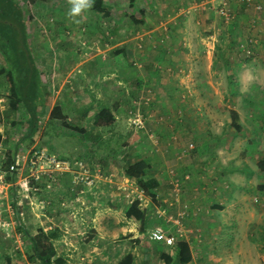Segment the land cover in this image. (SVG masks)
I'll return each instance as SVG.
<instances>
[{"label": "rangeland", "instance_id": "rangeland-1", "mask_svg": "<svg viewBox=\"0 0 264 264\" xmlns=\"http://www.w3.org/2000/svg\"><path fill=\"white\" fill-rule=\"evenodd\" d=\"M82 1L54 0L32 6L26 0H18L28 19L30 56L39 65H36L37 69L41 68L40 80L47 91L41 99L44 105L42 101L38 104L39 128L32 137L25 138L28 127L27 113L22 109L12 110L9 107V100L4 96L9 91L2 80L3 76L0 75V133L5 137L2 153L20 145L19 151L24 157L16 182L14 185L8 182L9 189L12 186L19 189L16 197L18 206L23 205L19 215L22 227L33 234L36 233L37 227L51 229L59 226L73 229V233H76L74 237L77 238L73 239V244L93 247L99 244V237L94 236L93 232L94 222L90 221L89 224L85 221L78 222L77 219L79 216L85 219V214H95L99 210L104 213L111 211L115 215L117 233L108 240L118 247L115 258L121 261L126 254L125 248H122L127 238L124 234L129 235V231H133L140 236L142 229L148 230L147 226L142 228L143 223L125 218L126 210L134 201H140L144 209L157 205V209L154 208L151 214V231L162 227L172 234L174 225L176 229L180 225L174 222V218L169 219V216L163 222L158 212L161 205L142 190L137 180L123 175L121 169L127 162L144 157L146 151H156L155 156H158L157 151H170V158H166L167 164H162L160 158L157 160L151 157V160L155 162H152L154 165L160 162L159 166L164 168V171L161 169L159 173H162L163 179L165 177L166 181H171L167 187V195L174 198L171 176L181 173L177 160H189L186 166L189 163L192 166L188 174L190 181L195 180L201 184L207 177L220 176L218 172L212 171H215L213 166L217 169L218 165L220 168L222 159L233 161L235 165L244 159L257 171L252 177L243 179L230 176V181L248 185L245 192L239 193V205L236 203L237 192L233 199L230 198L235 203L233 211H236L233 216L236 227L229 229L234 234L221 238L204 235L203 249L208 251L204 252L203 257L195 264H217L215 261L222 264H264V201L260 202V198L264 197V171H259L256 166L258 162L264 161V0H149L146 5L151 3L153 11H149L151 8L148 10V25L137 29L128 22L129 15L119 11L120 5L126 4L127 0H111V4L115 7L117 4L119 7L113 8L112 16L102 19L101 22L97 21L87 7L80 4ZM47 23H54L55 29L57 23L58 29H62L60 34L67 39L71 38L70 45H61L55 40L58 39L56 36L54 41ZM96 25L102 27V31L120 30L118 36L116 34L104 41L107 48L115 49L116 45L126 42L131 44L133 37H147L140 49L137 44L141 40L132 41L135 47V64L132 66L140 70L143 69L144 63L154 64L158 73L151 75L149 71V82L142 85L137 101L119 108L118 120L110 127H95L92 109L88 110L81 105L83 111L87 110L90 114L87 119L80 118L76 110H69V103H64L66 111L72 115L68 121L84 128L83 135L64 128L59 120H49L50 105L55 101L56 92L53 91L55 89L48 88L49 81L53 84L55 74L76 76L86 72V68H83L85 63L77 67L75 64L68 69L73 61L71 58L62 59L61 55L64 53L72 58L78 57V62L96 57L94 53H104L101 48L99 52V42L90 36V29ZM115 25L119 28L115 29ZM68 28L72 30H68L70 36L66 33ZM163 50L167 51L165 59L161 54ZM143 54L144 59L140 60ZM52 56L56 57L53 62L50 60ZM61 62L64 65L63 70L59 68ZM5 63L6 60L0 51V68ZM52 63L58 67L56 71L51 70ZM122 67H126V64L123 63ZM72 85L77 88L78 80ZM111 85L105 87L110 88ZM62 86L70 87L59 84L56 89L59 90ZM99 89L103 92L102 87ZM83 99L87 97L84 96ZM230 110L239 113L240 123L243 125L241 133H236L230 128L233 132L230 134L227 128L231 121ZM134 118L142 121V130L130 125ZM134 134L139 135V140L124 146L125 140ZM202 145H206V148L203 149ZM190 147L200 149L199 156L194 158L190 154ZM39 148H44L50 155L69 162L68 172L75 171L78 175L81 169L76 167L79 163L83 164L90 171L95 183H81L80 186L70 183L69 178H64L62 183L52 182V188H45L44 192L38 194L36 185H28V157ZM218 151H224L219 154L221 157ZM201 154L204 157H201ZM3 157L4 154H0V164ZM205 163L212 164V169ZM150 175L159 178L156 172L151 171ZM169 177L170 180H167ZM145 181L152 184L149 178ZM102 185L106 186L102 188ZM260 185L262 189L257 188ZM149 187H153L152 190L159 195L160 189L156 190L153 185ZM202 187H197V190L191 193L189 188H182V197L185 200L186 197L199 199L203 196ZM3 203V213L14 220L16 235L2 239L4 241L0 243V264H8V255L12 257V264H28L27 253L30 251V244L25 239L24 232L19 230L15 219L18 209L12 205L11 190ZM99 204L102 205L101 209ZM241 205L244 206L245 212V224L244 220L240 219L242 225L238 220L240 214L237 212ZM201 206L203 205L199 204L196 207ZM62 216L68 219H63ZM243 224L245 228L242 227ZM148 236L146 234L143 239L137 238L138 249L141 246L138 245L140 241H145ZM62 240L63 237L58 244L65 245ZM194 254L202 255L200 249H196ZM154 262L163 264L159 259L150 264Z\"/></svg>", "mask_w": 264, "mask_h": 264}, {"label": "trees", "instance_id": "trees-1", "mask_svg": "<svg viewBox=\"0 0 264 264\" xmlns=\"http://www.w3.org/2000/svg\"><path fill=\"white\" fill-rule=\"evenodd\" d=\"M26 1L28 2L29 5L35 6V5H38L39 3H50V2H53L54 0H26ZM148 2L150 1L149 0H127L126 4L125 3L121 4L119 11H121L123 14L129 15L128 22L132 24L135 29L142 27V26H147L149 22L148 14H147L148 10L151 8L149 11L150 12L153 11V5L151 6V3H149L148 6L146 5V3ZM80 4L87 7L88 10L92 12V14L98 19L97 21L99 22H101L102 19L110 18L112 16V10H113L114 5L111 4V0H83ZM47 25H48V29L51 32L50 36L52 37L53 40H54V37L56 36V38L58 37V39H55V40H58V42H60L61 45H67V46L70 45L71 38L67 39L64 36H62V34H60L62 29H58L57 23L55 24L56 29L54 28V23L53 24L47 23ZM97 28H98V32L96 31L97 33L94 35V37L99 42L100 46H104L105 44L104 41L106 40L108 41L109 38L116 35L115 30L110 32L104 29L103 27L104 29L103 30L104 32H103L101 29L102 27L99 26ZM63 30H66V29H63ZM68 30L70 32H72V30L69 28L66 30V33L69 34L70 36V32ZM92 30L90 29L89 32H92ZM98 33L100 34L99 37L97 36ZM157 34L159 35V32H157ZM101 35L105 39H102ZM60 38H62V40ZM143 39H141L140 43H138L139 49L144 44ZM30 43L31 41L29 39V34H28V19L26 18L25 10L23 6L18 2V0H0V51L2 52L6 60V63L3 64L2 67L0 68V75L3 76L2 80L5 82V86L7 87L9 91L7 95L6 94L4 95L5 99L9 100V103H8L9 107L12 110L22 109L27 113L28 127H27V131L25 134V138L32 137L37 132L39 128L38 111L40 109V105L38 104L42 101V105H44L43 100L41 99H43L44 96L47 94V91L45 90V87L42 85V81L40 80V76H39L41 68L37 69V66L39 67V65L36 64L32 60V57L30 56V51H29ZM99 45H97V47ZM126 49H127V43H124V44L119 45L116 48V51L114 53L123 54L126 52ZM69 53L73 54L74 52L69 51ZM102 54H99L100 55L99 57H102ZM161 54L163 55V59H165L164 57H166L167 51L163 50V53ZM97 59L99 58L97 57ZM99 60L102 61V59H99ZM108 62H110L108 59L106 60V62L102 61V63H99L100 65L98 67L105 70L106 68L110 67ZM134 64L135 62L132 60V62H130V65L132 68H134L132 66ZM141 71H143L141 73H144V71H150L151 75L154 72L158 73L157 67L154 66V64L146 65V63H144L143 69ZM149 76L150 75L145 76L144 80H142V78H139V82L140 83L143 82L142 85H145L147 82H149ZM97 81L98 80H96V82ZM97 83L99 84V82ZM134 84L137 85L135 80H134ZM142 85L140 84L139 88H142ZM88 89L89 91L92 90L90 88ZM136 101L137 100L135 99L129 102V105ZM59 102L56 103L51 108V111L49 113V120H59L61 121V124L64 128L71 130V131H77L84 135L85 129L82 127H78L72 121H68V119L71 120L70 116L72 118V115L69 113V111H66L67 108L65 107V105H63L64 103L59 104ZM72 103L73 102L71 103L69 102L70 104L69 110L70 109L76 110L78 112L77 115L79 117V113L82 109V106L85 104L82 101H80L79 103L75 102L76 103L75 105H72ZM87 109L88 110L92 109L93 114L95 115L94 121H93L95 127L105 128V127H110L116 123V119L113 115L114 108L112 109L111 105H107L106 98H104L103 100H101L100 98H92V100L90 101L89 107H87ZM87 112H88L87 115H89L90 114L89 111ZM230 117H231L230 126L227 125V128L229 129L230 134L233 133L231 132L230 128H232L236 133H241L243 129V125L242 123H240L239 113L235 110H230ZM134 119L133 121H131L132 123H130V125L131 126L134 125L138 129L142 130L144 128L143 127L144 125H142V121L140 120L141 123L139 124V123H135ZM83 124H84L83 127H85V123ZM139 138L140 137L138 134H134L133 136L125 140L124 146L133 144L134 142L139 140ZM4 143H5V137L0 133V148L3 146ZM19 146L20 145H16L12 148L4 150V153H3L4 157L0 164L1 170L5 172L6 181L13 185L16 182V177L18 176V172L21 169L20 167L21 161H22L21 158H23V153L19 151ZM202 147L203 149H205L206 145H202ZM39 149L46 150L44 148H39ZM189 150H190V154H192L194 158L195 156H199L200 154L199 151H201L197 147L196 148L190 147ZM201 157H204V156L201 154ZM205 162H207V160H205ZM205 165H207L208 168L210 167L212 169V164L205 163ZM76 168L79 169L78 166ZM213 168L215 169V171H212V173L218 172L220 176L218 177L217 175L216 176L213 175L215 176L213 180L211 176L209 178L207 177L204 181L206 180L208 181L207 183L203 184L204 186L202 187L201 191L202 192L205 191L208 198H212L215 200H218L219 197H223L224 195H227L230 198L233 197V195L236 193V189H234V187L232 186V183L234 182L230 181L229 177L227 176L226 178L224 177L225 171L222 168H218V165H217V169L215 166H213ZM260 168H261L260 170L264 171V161L260 162ZM121 170L124 176L130 179L137 180L140 183L142 190L148 196H150L153 200H155L157 203L159 202V199H157L158 193L154 189L152 190L153 187L151 188L148 186L149 184L148 181L147 182L145 181L150 177V172L152 171V167L149 161H147L146 159H138L134 162L129 161L124 165V167H122ZM249 172L253 173L252 171H249ZM187 175L184 174V176H180L178 174L177 175L175 174L171 176V179H173L172 185L174 186L173 188L174 202L172 203H178L177 201L183 199L182 197L183 180L190 179L189 178L190 175H188V177ZM53 176H54L53 180L44 178L39 181H31L28 183V185L29 186L31 184L36 185V188L39 189V190H36V191H39L38 194L44 192L45 188H52L51 186L52 182L62 183V180L64 178H69L70 183L72 182V184L74 185L80 184L81 186V183L77 181V178H76L77 175L75 171L62 172V173L55 172ZM73 178H76V179H73ZM211 181L215 183L213 185H208ZM170 183L171 181L169 182V184ZM257 188H259V186ZM9 190H11L12 205L14 208L18 209L17 214L15 213L16 214L15 219L18 223L19 230L24 232V237L25 239L28 240L29 242L28 244H30L29 245L30 251L27 253L28 263L29 264H66L67 263L66 257L58 255L56 247H55V241L59 240L62 236L61 230L57 227L47 229V231H45L43 228H39L37 233L35 234L31 233L28 230H25L24 226L22 227L23 223H22L21 217L19 216L20 210L21 208H23V205L21 207L18 206V199L16 197V192L17 191L19 192V189L18 187L12 186ZM140 204H141L140 201H134L131 204V206H129V208L126 210L125 216L127 219L134 220V221L145 224L146 209H141ZM218 206L219 205H217L214 208L215 211L222 209L220 207L218 208ZM195 212L199 213V209L196 210ZM183 217H186V215H184ZM205 217H208V216L205 215ZM205 217L203 218V220L205 219ZM184 219L185 218H183V220ZM204 227H205L204 225L199 227L202 230L198 232V235H197L198 240L200 239L202 240L203 236L207 235V233L203 231L205 230ZM173 228H174L173 229L174 232H172V234L165 231L169 235L177 234L176 241L173 244H167L164 241L152 240L150 239V236L146 240L160 242L164 244L165 246H170L175 249V256L167 260L166 264H188L193 259V255H192L193 253L191 250L190 243L185 241L183 237L178 236V232H177L175 225ZM142 232H143L142 234L146 233L145 229ZM11 237H8V238H11ZM4 238L8 239L3 234H0V243L5 240ZM201 245L202 246H200V248H196V249H200V251L202 250L203 252L208 251L207 249L205 250L203 249L205 248L204 241L201 243ZM6 258H7V263L12 264V257L8 255L6 256ZM132 261H133V256L127 255L120 264H131Z\"/></svg>", "mask_w": 264, "mask_h": 264}, {"label": "crops", "instance_id": "crops-1", "mask_svg": "<svg viewBox=\"0 0 264 264\" xmlns=\"http://www.w3.org/2000/svg\"><path fill=\"white\" fill-rule=\"evenodd\" d=\"M117 6L118 5L116 4V7ZM116 7L115 5L113 6V8H116ZM114 28L118 29L119 27L118 25H115ZM72 29H74V27ZM92 29L93 30L92 32H90L91 34L90 36L92 39H95L94 35L98 32L97 25H96V28L92 27ZM119 33H120V30H117L116 36H118ZM99 35L100 34L98 33L97 36L99 37ZM101 37L103 39L102 35ZM143 38L144 37H137L136 39L133 37L131 40L132 41L139 40V39L141 40ZM146 39L147 37H145V39L143 40H146ZM132 41H131V44L126 42L127 49H126V52L123 54L114 53L116 51L115 47H118L119 45H116L114 47L115 49H112L113 47L107 48V45L104 44V46L99 45V52H101L100 48L104 51V53L102 54V57H99L100 55L98 53H94V56L96 57L91 58L87 61L81 60L78 62V60H80L78 57L72 58L71 55H67L66 53H64V55H61L62 59H67V58L72 59L73 62L68 66V69L73 67L75 64H76L75 67H77L80 64L83 66V63H85L83 68H86L85 69L86 72L78 73L76 76H72L68 74L62 75V73L54 75L55 77L53 78V84L51 81H49L50 87L48 88L49 90H52L53 88L55 89L53 91L56 92L55 101L52 105H50L51 108L59 101H60V104L69 103V102L79 103L80 101H82L83 103L85 102L84 103L85 105H83L84 107H89V104L92 98H100L101 100L106 98L107 105H111L112 109L114 108L113 115L117 122L118 112H119L118 109L127 107V105H129V102L135 100L138 97V94H140L142 90V88H139V86L140 84L141 85L143 84V82L142 83L139 82V78H142V80H144V77L149 74V71H144L146 73H141L143 72L141 71L142 69L137 70L131 67L130 62H132V60L134 61L133 50L135 48L134 43ZM97 57L99 59H102L103 62H106V60L108 59L110 61L108 62L110 67L106 68L105 70L98 67L100 65L99 63H102V61L97 59ZM142 59H144V54L140 57V60ZM50 60L51 62H53L54 60H56V57L52 56L50 57ZM122 62L126 64V67H122L123 65ZM52 66L53 68L51 70L56 71L58 69L56 64L52 63ZM59 68L60 70H63L64 68L63 62L59 64ZM110 78H113V79H110ZM77 80H78L79 86L75 88V86L72 84H74ZM96 80L99 81V84L96 82ZM109 80H113V81L111 82ZM134 80L136 81L137 85L134 84ZM65 82H70V84L68 83L66 84ZM59 84L67 85V87L68 86L70 87L65 88L64 86H62L59 90H57L56 85L59 86ZM109 84L110 85L112 84L110 88L105 87L106 85H109ZM100 87L103 88V92H101V90L99 89ZM88 88L92 90L89 91ZM84 96L87 97V99L84 100L83 99ZM87 113H88L87 110L83 111V108H82L79 113L80 118L85 117L87 119L89 117ZM2 148L3 146L0 148V154H3L2 153L3 151H1ZM168 152L170 151H162V152L157 151L158 156H155L156 151H146V155H145L146 157L145 156L144 157L137 156V157L138 159H146L147 161H149L152 167V171L156 172L157 175L159 176V178L151 177V175L149 177L150 182L153 183L149 185H154V188H156V190L160 189L159 195H157V199H159V202L157 204L161 205L158 207V212L161 215L162 221H165L166 218L169 216L168 217L169 219H172V218L175 219L174 222L176 224L180 223V225H178L177 232L179 233L180 237H183L185 241L190 243L191 250L193 253L192 254L193 259L188 264H193V263L195 264L204 255V252L202 250H201L202 255L198 254L196 255L197 256L196 257L194 254L196 248H200V246H202L201 243L203 242L201 239L198 240L197 238L198 232L202 230L199 227L204 225L205 230L203 231H205L208 236L211 235L215 238H221L225 235H233L234 233H231L232 231L230 230L231 229L233 230L236 227V223L233 222L235 221L233 219V216L236 213L235 210L233 211V206L235 205V203L234 201L230 200L229 196L224 197L222 195L223 197H219L218 200L208 198L205 191L202 192L203 196L200 197L199 199H196V198L189 199V197L188 198L186 197V200H184L183 198L177 201L178 203H172L174 202L173 198L167 195V192H168L167 187L169 186V181H166L165 177L163 179L162 173H159V170L161 169L164 171V168L159 166L160 162L162 164H167L166 162L167 156L170 158V156L168 155ZM223 153L224 151H218V155L223 154ZM219 156L221 157V155ZM151 157L152 159L155 157L157 160L158 158H160L159 160L160 162L158 163V165L156 164L154 165L155 162L151 160ZM184 161L177 160V166L181 170V173L179 171L180 176H184V174L186 175L189 174V171L191 172V168H192L191 164L189 163V165L186 166V163L189 162V160H184ZM221 164L222 165L220 166V168H222L225 171L224 173L225 178L226 176L229 178L230 176H232L234 178L237 177L238 179H243V177L244 178L252 177V175H254L257 171V170L254 171L255 169L250 167V164L247 163L244 159H241L238 165H235L233 161H227V159L226 160L222 159ZM256 166L259 168V171H260L261 169L260 162H258ZM249 171H252L253 173H250ZM211 178L213 180L215 176L212 175ZM167 180H170V177ZM207 181L208 180L201 181V184H198V182L195 180L190 181V179L188 180L185 179L183 180L182 188L183 189L189 188L190 189L189 193H191V192H194L193 190H197V187L198 189H200L202 186H204L203 184L207 183ZM214 183L215 182L211 181L208 185H213ZM234 183H232V186L234 187V189H236L237 196H238L236 198V203L239 205L240 199H241V196L239 193L245 192L246 188H248V185L239 184L236 182ZM103 186H106V185H102V188ZM262 188H263L262 185H260L259 189H262ZM233 197L231 198L233 199ZM146 201L149 202L148 200ZM263 201H264V197L260 198V202L262 203ZM199 204L203 206L196 207ZM217 205H219L218 208L220 207L222 209L215 211L214 208ZM98 206H99V209H101L102 205L99 204ZM140 208L144 209L142 207V203L140 204ZM154 208L157 209V205L155 207L153 205H150V207L146 209L147 210L146 211V222L142 226V228H145V226L148 227V230L145 228L146 233L140 234V236L137 234H134L133 231H129V235H126L123 233L125 236H127V238L122 248L123 249L125 248L127 255L133 256V261L131 264H150L151 262L157 259H159V261H162L163 264H166L167 260L175 256L174 248L170 246H165L164 244L160 242H155L152 240L148 241L145 239V241H140V244L138 245H141L139 247V249L142 248L141 251H139V249L137 248V242H139L137 238L140 237L143 239V236H146V234L150 236L151 232L153 231V230L151 231L150 229L153 228L151 224L152 222L151 214L154 212ZM198 209H199V213L195 212ZM240 209L242 210L241 212H240ZM237 212L240 214V217H238V220L239 221L240 219L244 220L243 217L245 215V212H244L243 205H241V207L239 206ZM184 215H186V217H183ZM205 215H207L208 217H205ZM251 215L255 216L254 213H251ZM114 216H115L114 213L111 211H107L106 213H104L101 210H99L95 214H85L84 215L85 219H83L81 216L78 217L77 219L78 222L85 221L89 224H90V221L94 222L95 230L93 232L95 234L94 236L97 235L99 237V244L93 245V247L89 246L88 244H87L88 247L85 244H82V245L73 244V239L75 240L77 239L76 237H74L76 233H73V229H64L58 226V228L62 232V236L60 239H62L63 237L62 241L65 244V245H62L61 243L58 244L60 239L55 242V247H56L58 255L66 257L67 259L66 264H120L122 260L117 261L115 258V252L118 250V247L114 245L113 241L108 240L109 238H111L117 233V226H116V221L114 219ZM204 217L205 219L203 220ZM62 218L68 219L64 216H62ZM183 218L185 219L183 220ZM127 220L130 221V219H127ZM243 223L245 224V220L243 221ZM244 224L242 226L243 228H245ZM241 225H242V222H241ZM77 227H80V226L77 225ZM39 228L41 227H37V231ZM42 228L45 231H47L45 227H42ZM141 231H144V229ZM63 247H64V250H62ZM80 247H83V248H80ZM59 250H61V252ZM89 252H92V254H90ZM126 254H125V257L127 256ZM68 257L70 259H68ZM215 262H217V264H222V263H219L220 261H215ZM152 264H156V263L154 262Z\"/></svg>", "mask_w": 264, "mask_h": 264}, {"label": "built area", "instance_id": "built-area-1", "mask_svg": "<svg viewBox=\"0 0 264 264\" xmlns=\"http://www.w3.org/2000/svg\"><path fill=\"white\" fill-rule=\"evenodd\" d=\"M135 123H141L140 119L135 118ZM24 160V157L21 158ZM28 165H29V180L31 181H39L44 178L53 180V174L55 172H68L70 171V163L64 161L63 159H59L54 157L48 153V151L43 149H36L32 152L28 157ZM22 162V161H21ZM82 163V162H81ZM79 169H81L76 176L77 181L84 184L93 185L95 180L91 178L90 171L86 169L83 164L77 165ZM75 178V179H76ZM10 184L6 181L5 173L0 168V234H3L6 238L11 237L14 234V220L11 217H7L2 209L3 201L8 196ZM5 206V205H4ZM178 236L179 233H178ZM177 234L169 235L165 232V230L161 227H157L150 234V239L155 241H164L167 244H173L176 241Z\"/></svg>", "mask_w": 264, "mask_h": 264}]
</instances>
